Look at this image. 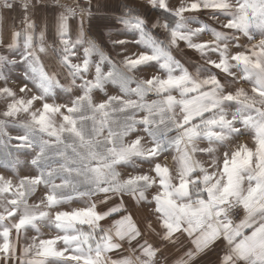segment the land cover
I'll return each mask as SVG.
<instances>
[{
    "label": "snow or ice",
    "instance_id": "6c2138e0",
    "mask_svg": "<svg viewBox=\"0 0 264 264\" xmlns=\"http://www.w3.org/2000/svg\"><path fill=\"white\" fill-rule=\"evenodd\" d=\"M169 261L264 264V0H0V264Z\"/></svg>",
    "mask_w": 264,
    "mask_h": 264
},
{
    "label": "crops",
    "instance_id": "0c3cea01",
    "mask_svg": "<svg viewBox=\"0 0 264 264\" xmlns=\"http://www.w3.org/2000/svg\"><path fill=\"white\" fill-rule=\"evenodd\" d=\"M178 255H179V253H176V256H178ZM171 258H172V257H170V260H171ZM169 264H170V261H169Z\"/></svg>",
    "mask_w": 264,
    "mask_h": 264
},
{
    "label": "rangeland",
    "instance_id": "374dc122",
    "mask_svg": "<svg viewBox=\"0 0 264 264\" xmlns=\"http://www.w3.org/2000/svg\"><path fill=\"white\" fill-rule=\"evenodd\" d=\"M120 38H125V37H120ZM128 38H130V37H128ZM18 74V73H17Z\"/></svg>",
    "mask_w": 264,
    "mask_h": 264
}]
</instances>
